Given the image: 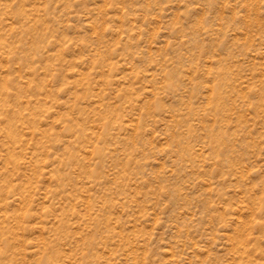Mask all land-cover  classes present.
Segmentation results:
<instances>
[{
	"label": "rangeland",
	"instance_id": "374dc122",
	"mask_svg": "<svg viewBox=\"0 0 264 264\" xmlns=\"http://www.w3.org/2000/svg\"><path fill=\"white\" fill-rule=\"evenodd\" d=\"M0 264H264V0H0Z\"/></svg>",
	"mask_w": 264,
	"mask_h": 264
}]
</instances>
